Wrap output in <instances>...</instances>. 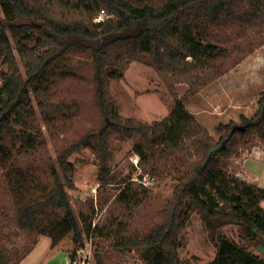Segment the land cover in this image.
Returning a JSON list of instances; mask_svg holds the SVG:
<instances>
[{
    "label": "trees",
    "instance_id": "16d2710c",
    "mask_svg": "<svg viewBox=\"0 0 264 264\" xmlns=\"http://www.w3.org/2000/svg\"><path fill=\"white\" fill-rule=\"evenodd\" d=\"M100 10L108 16L93 21ZM233 19L264 27V0H0V163L42 144L34 101L44 118L61 109L50 100L52 85L55 76L76 73L72 56H84L90 67L92 101L99 113L96 126L49 159L51 186L18 205L20 226L49 235L53 244L71 233L72 241L81 246L82 229L67 192L75 188L69 157L91 148L98 160L99 186L115 183L109 162L118 147L112 138L138 137L150 146L162 145L166 152H186L189 159L160 209V219L142 238H125L113 246L139 248L144 264H192L180 258L178 249L181 231L197 213L216 238L212 264H264V255L250 252L246 243L217 234L221 226L237 224L251 243L264 239V188L230 170V159L249 138L255 136L264 148V89L252 116L242 115L240 124L219 123L218 139L185 108L182 98H175L167 116L148 123L122 117L109 92L110 81L121 78L134 60L153 67L172 92L176 82H186L191 92L206 85L222 74L216 61L227 53L226 46L213 41V25ZM263 43L264 37L257 46ZM135 150L145 158L141 145ZM131 184L121 187L119 200L126 201ZM47 209L54 213L48 219L43 213ZM80 221L89 235L90 221L82 215ZM121 230L118 224L113 230L106 228V234L122 236ZM96 233L95 226L92 234Z\"/></svg>",
    "mask_w": 264,
    "mask_h": 264
},
{
    "label": "rangeland",
    "instance_id": "374dc122",
    "mask_svg": "<svg viewBox=\"0 0 264 264\" xmlns=\"http://www.w3.org/2000/svg\"><path fill=\"white\" fill-rule=\"evenodd\" d=\"M213 30V41L227 48L226 55L216 61V68L222 71L220 76L194 92L189 91L186 82H176L172 92L153 67L134 60L121 78L109 83L116 111L124 118L151 123L167 116L174 107L175 98H182L185 108L214 139L221 134L216 129L219 123L232 120L240 124L242 115L252 116L264 89V43L257 46L258 40L264 37V27L233 19L213 25ZM249 50L252 52L247 54ZM70 64L76 73L55 76L52 85L50 100L61 109L51 110L48 118H44L34 101L37 121L44 134L42 144L34 151H18L8 161L0 163V261L5 264L14 263L22 255H26L23 261L20 262L21 257L16 264H31L47 253L52 240L45 236L31 247L40 234L35 229L20 226L18 205L31 202L50 188L48 163L50 158H56L57 150L99 123V113L92 101V83L88 78L90 67L84 56L79 55L72 56ZM112 143L118 147L109 162L115 183L99 186L98 160L91 148L86 147L69 157L75 167V188L67 189V192L82 229L83 244H75L71 233L58 243L69 254H74L73 259L78 250L83 249L80 254L85 255L86 264H144L139 248L119 250L113 244L129 237L142 238L160 219V209L185 171L189 155L177 150L166 152L162 145L150 146L138 137H113ZM138 145L145 151L143 159L135 150ZM255 147L264 152L263 144L255 136L239 146L230 159V170L236 172L241 157L250 156L246 161L247 171L264 182V158L252 152ZM129 181L132 184L127 190L128 198L121 201L118 193ZM55 212L62 216L60 210ZM43 213L47 219L54 214L50 209ZM81 215L91 223L89 235L83 230ZM118 224L122 227V236L120 233L117 236L106 234V228L113 230ZM95 226L97 233L93 235ZM217 234L246 243L250 252L264 255V239L259 237L255 244L251 243L240 225L226 224ZM215 241L201 216L193 213L181 231L182 245L178 254L192 264H212ZM59 253L64 255L61 249ZM61 256L57 258L59 264H63Z\"/></svg>",
    "mask_w": 264,
    "mask_h": 264
},
{
    "label": "crops",
    "instance_id": "0c3cea01",
    "mask_svg": "<svg viewBox=\"0 0 264 264\" xmlns=\"http://www.w3.org/2000/svg\"><path fill=\"white\" fill-rule=\"evenodd\" d=\"M252 152H254L256 154V156H259V158H261V157L264 158L263 150H261V149L258 150L255 147V148L252 149ZM252 152H251V154H252ZM248 157H250V156H248ZM248 157H245V158L241 157V159L239 160V166L240 167H238L237 171L235 172L236 175L239 176L240 178L244 179L247 182L253 183V184H255V185L259 186V187L264 188V182H261L260 178L258 176H256V175L252 176L247 171V169H246V161H247ZM260 204L264 208V200H262ZM45 236L46 237L47 236L50 237L49 235H46V234H40L37 237V239L34 242V244L32 245V247L34 248V246L39 241V239H43ZM50 239H51V237H50ZM58 242L54 243V244L52 242L50 247L48 248L49 250L44 255V257H42L40 259L39 258L36 259L35 262H32L31 264H59V262L57 261L58 260L57 258L58 257L60 258V256H61V254L59 253L60 249L62 250V252L64 254V255L61 256V260H63V264H70L71 258L69 256V253L67 252V250H65V248L62 246V244H60ZM24 257L20 260V262L23 261ZM62 257H63V259H62Z\"/></svg>",
    "mask_w": 264,
    "mask_h": 264
},
{
    "label": "built area",
    "instance_id": "2783aa9c",
    "mask_svg": "<svg viewBox=\"0 0 264 264\" xmlns=\"http://www.w3.org/2000/svg\"><path fill=\"white\" fill-rule=\"evenodd\" d=\"M108 16L104 10H100V12L93 18V21L98 22L104 19V17ZM83 249H79L78 253L74 256V259L71 258L70 264H86V257L80 252Z\"/></svg>",
    "mask_w": 264,
    "mask_h": 264
}]
</instances>
